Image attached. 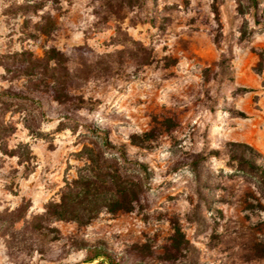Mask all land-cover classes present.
<instances>
[{"label": "rangeland", "instance_id": "1", "mask_svg": "<svg viewBox=\"0 0 264 264\" xmlns=\"http://www.w3.org/2000/svg\"><path fill=\"white\" fill-rule=\"evenodd\" d=\"M227 142L264 156V0H0V264H264Z\"/></svg>", "mask_w": 264, "mask_h": 264}, {"label": "trees", "instance_id": "2", "mask_svg": "<svg viewBox=\"0 0 264 264\" xmlns=\"http://www.w3.org/2000/svg\"><path fill=\"white\" fill-rule=\"evenodd\" d=\"M252 5L256 4V0H250ZM109 6V4H106ZM106 145V144H105ZM227 147H229V151L232 153V159L238 161L239 167L247 166L249 170L254 171L255 175L260 182L264 186V156H261L259 153L255 152L253 148H251L248 144L244 142H227ZM107 187L100 182H90V184L81 185L82 190H72L67 196H61L60 201L58 203L52 204V209L50 213L54 214L56 217L60 219L73 220L77 222H83L85 219H90L93 217V214L90 210H85L79 205L84 203H100L101 201H105L107 193L110 196H114L119 194L123 196L124 187L119 188L120 184H116L113 181V177L111 180L107 181ZM130 194H133V190L131 187L129 188ZM125 196V193H124ZM131 201L132 199L125 200L121 199L119 202L121 209L129 210L131 209ZM78 206L81 209H78ZM48 210V207H47ZM111 210H115L114 208ZM105 255L103 251L100 253L96 250L92 253L93 256L97 255ZM107 257V255L105 256ZM110 264H118L117 262H113L109 258Z\"/></svg>", "mask_w": 264, "mask_h": 264}, {"label": "clouds", "instance_id": "3", "mask_svg": "<svg viewBox=\"0 0 264 264\" xmlns=\"http://www.w3.org/2000/svg\"><path fill=\"white\" fill-rule=\"evenodd\" d=\"M161 102H164L163 100H161ZM131 130H133V131H136V132H140L141 131V129L140 128H133V129H131ZM215 146V145H214Z\"/></svg>", "mask_w": 264, "mask_h": 264}]
</instances>
